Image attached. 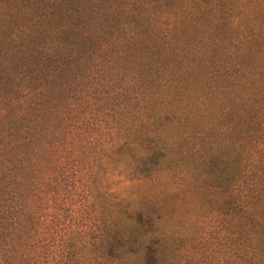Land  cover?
Returning <instances> with one entry per match:
<instances>
[{"label":"rangeland","instance_id":"obj_1","mask_svg":"<svg viewBox=\"0 0 264 264\" xmlns=\"http://www.w3.org/2000/svg\"><path fill=\"white\" fill-rule=\"evenodd\" d=\"M145 1L68 0L59 9L60 17L71 19L74 30H100L103 39L114 45L109 51L85 57V66L82 60L48 81L41 91L37 89L41 97L33 111L36 122L24 120L20 133L13 131L11 123L9 131L4 129L10 116L1 119L0 264H20L15 252L25 246L21 240L29 239L14 233V218L28 207L45 208L48 185L60 177L62 166L76 172L77 182L70 179L67 183L70 205L83 199L78 217L63 212V220L75 231L83 229L86 238L100 236V246L97 242L93 247L95 254L106 253L102 241L114 233L124 236L126 251L148 232L144 242L152 235L160 238L164 264H183L188 256L198 258V264H245L240 234L235 235L241 212L229 197L227 180L232 142L226 136L215 137L223 128L229 133V126L218 119L209 135L204 131L198 133L201 137L192 133L183 140L174 138L183 125L170 124L168 118L181 104L168 103L163 85L164 74L174 71L175 62L181 67L184 54L188 69L198 70L207 63L234 66L233 59L240 54L237 44L233 52L231 38L247 28L230 25V19L225 20L227 12L216 8L217 0H148L147 5ZM219 1L239 6L238 11L248 9L243 24L253 25L257 35L252 45H241L248 47L249 62L242 65L241 101L231 102L229 108L235 120L243 114L250 121L243 119L231 140L243 136L245 142L236 148L252 146L264 127V90L258 92L264 89V0ZM24 4V0H0V22H11L9 28L24 25L43 7L32 0L26 5L33 9L22 13ZM185 9L190 11L185 18L173 16ZM248 37L245 32L244 39ZM157 53L163 60L161 72L147 67L150 56ZM19 55L10 53L9 59L16 57L13 66L27 62ZM57 59L62 63L60 55ZM15 73L16 68L10 66L0 70V108L8 115L22 107L21 81ZM151 75L158 77L159 88L149 82ZM181 91L187 101V92ZM79 125V131H69ZM194 129L200 130L197 123ZM222 138L227 140L225 145L210 140ZM47 140L56 144H47ZM180 144L184 153L175 155L180 153ZM2 145L13 147L12 159L4 158ZM79 241L73 234L67 244L79 246ZM7 257L10 262L5 263Z\"/></svg>","mask_w":264,"mask_h":264},{"label":"trees","instance_id":"obj_2","mask_svg":"<svg viewBox=\"0 0 264 264\" xmlns=\"http://www.w3.org/2000/svg\"><path fill=\"white\" fill-rule=\"evenodd\" d=\"M24 1L28 4L32 0ZM34 1L38 5H43V7L41 6L40 11L37 10L24 25H13L9 28L11 22H0V70H7L9 66L12 69L13 67L16 68L15 78L21 81L22 93V107L20 110H17L14 114L12 111L11 115H8L5 113L6 109L0 108V127L4 125L1 119L6 118L7 120V116H10L11 119L4 129L9 131L11 123L13 131L16 133H20L22 130L21 125L24 120L25 122L28 120L30 123L36 122L33 111L36 110L35 106L40 105L38 103L41 97L40 91L48 81L55 79L62 71H68L69 67L80 64L82 60L85 66L87 61L85 57L89 59L94 54L109 51L114 45L109 40L103 39L100 30L92 33L76 31L74 30L75 26L70 21L71 19L67 20L64 16L60 17L59 9L68 0ZM222 2L217 0L215 6L223 12H227L225 20L230 19L229 24L232 26L237 24L241 30L247 28L246 31L238 33L234 39L231 38L233 52L239 46L238 54L240 56L233 59L234 66L224 63L222 66L216 67L207 63L198 67V70L188 69V66L184 65V62L188 60L184 56L185 54L180 58L181 67L176 65L174 61L175 63L172 66L174 71L164 74L165 84L163 86L166 90L165 94L168 95V103L181 105H176L168 120L170 119V124L174 123L175 126L177 124L183 125L179 136L174 137H179L180 140L187 138L192 133H196L193 136H197L200 135L199 132L204 133V131H207L209 135L215 127L214 122L218 119L222 122L225 121L224 126H229V133H225L226 129L223 128L216 132L215 137L226 136L232 142L229 153L231 156L232 152L233 158L228 162L229 174L227 176L231 186L229 197L233 199L234 207L241 212L242 218L240 230H235V235L240 234L241 243L244 246L245 264H264V127L261 129L258 139L253 141L252 146L236 148L237 144L241 145L246 140L243 136L242 139L231 140L236 129H240L237 125L243 123V119H246L249 124L250 121L247 120L246 115L242 118L243 114L240 117L238 116L240 122L235 120L234 111L230 112L229 109L231 102L241 101L238 90L244 83V73L241 72L242 65L244 62L246 64L249 62L248 47L245 48L241 45L245 43L252 45L257 35L253 25L249 28L243 24L248 9H244L242 12V7L238 11L239 6L223 4ZM148 3L149 1L146 0L145 4ZM26 4L21 7L20 12L26 13L33 9L32 6ZM192 7H196L195 3ZM185 11L186 9L181 11L184 13L174 14L173 16L177 17L179 15L185 18L190 13V11L188 13ZM3 15L6 17V14ZM173 30L177 31L176 28ZM245 32L249 35L247 39H244ZM71 38H73V41L70 40ZM235 44H237L236 47ZM11 52L16 55L20 54L19 57L24 55L27 62L19 64V66H13L16 57H14V60L9 59ZM194 53V51L191 52V54ZM59 55L62 58V63L57 59ZM72 57L73 60H71ZM19 59L21 60L22 57ZM168 66L169 63L166 68ZM147 67L154 69L156 72L163 70V60L159 53L150 56ZM151 76H153V79L149 82L159 88L158 77L156 75ZM256 86L253 85V87ZM37 89L40 91H36ZM181 90L187 92V101H185ZM262 90L264 89H259L258 92ZM27 107L32 113L28 112ZM261 107L260 104L259 108ZM261 110L263 111V109ZM256 114L253 116H256ZM81 118L82 123L83 115ZM195 123H197L200 130L194 129ZM81 127L82 125L74 126L69 131L76 132ZM226 138L210 140L213 143L222 142V145H225ZM54 142L55 140H47V144H56ZM3 147L5 149L4 158L12 159L13 147ZM58 149L62 148L59 146ZM178 149L180 153H175V155H183V144H180ZM185 150L187 151V148ZM244 153L246 157L242 158L241 154ZM10 166V164L7 165L8 168ZM61 170L63 172L60 177L55 178L48 185L47 195L49 199L46 200L45 208H41L40 211L28 207L25 212L23 210L22 215L20 214L17 218H14L15 222L12 224L15 225L13 228L14 233L20 236L22 234L24 238L29 239L27 242L21 240L25 246L15 252L20 264H164L161 240L152 235L147 242H144L148 232H144L141 235V241L138 243L133 242V247L126 251H123L127 242L124 236L114 233L108 240L102 241V244L108 249L106 253L102 255L95 254L93 247L97 242L100 246V236L95 237L89 234V238H86L88 233H83V229L75 231L72 225H67L63 220V212L69 213L70 218L78 217L83 209V199L77 205H70L72 197L69 199L65 194L67 193V183L70 182V179L74 180L76 172L74 168H64V166ZM74 182L77 181L74 180ZM236 190H239V192H236ZM8 208L11 207L8 205ZM232 215L236 214L232 213ZM144 224L146 226L147 222L145 221ZM73 234L79 236V246L75 244L68 246L67 240L71 239ZM7 235L10 236L9 233ZM135 244L137 245L134 246ZM143 244L144 246L139 249ZM90 250L94 252L93 255H87ZM196 259L198 258L188 256L184 259L183 264H198L199 261ZM190 260L194 261L191 262ZM4 262H10V257H7Z\"/></svg>","mask_w":264,"mask_h":264}]
</instances>
